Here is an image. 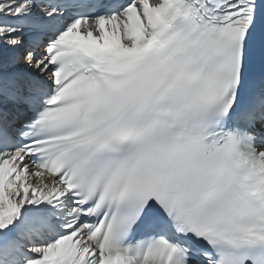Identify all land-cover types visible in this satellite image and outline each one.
<instances>
[{
  "label": "snow or ice",
  "instance_id": "6c2138e0",
  "mask_svg": "<svg viewBox=\"0 0 264 264\" xmlns=\"http://www.w3.org/2000/svg\"><path fill=\"white\" fill-rule=\"evenodd\" d=\"M0 264H264V0H0Z\"/></svg>",
  "mask_w": 264,
  "mask_h": 264
}]
</instances>
